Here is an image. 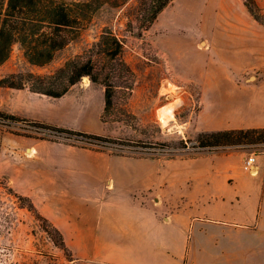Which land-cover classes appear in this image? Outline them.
I'll return each mask as SVG.
<instances>
[{"label": "rangeland", "instance_id": "rangeland-1", "mask_svg": "<svg viewBox=\"0 0 264 264\" xmlns=\"http://www.w3.org/2000/svg\"><path fill=\"white\" fill-rule=\"evenodd\" d=\"M139 1L103 4L48 65H29L17 44L0 65V78L25 72L47 75L109 29L123 40V59L133 72L130 93L116 90L108 113L103 87L87 77L58 99L0 87L2 113L115 141L55 135L29 123L0 121L5 172H0V264H71V251L57 245L53 222L59 210L87 206L92 196H147L153 183L179 171L175 164L181 161L236 151L244 169L246 160L255 162L264 154L192 147L202 131L264 126V26L249 15L242 0H173L142 30L136 21ZM174 101L173 120L162 124L158 110ZM37 144L29 155L30 145ZM26 199L35 212L27 209Z\"/></svg>", "mask_w": 264, "mask_h": 264}, {"label": "crops", "instance_id": "crops-1", "mask_svg": "<svg viewBox=\"0 0 264 264\" xmlns=\"http://www.w3.org/2000/svg\"><path fill=\"white\" fill-rule=\"evenodd\" d=\"M241 159L233 151L181 161L147 196L97 194L49 220L71 264H264V154L254 174Z\"/></svg>", "mask_w": 264, "mask_h": 264}, {"label": "trees", "instance_id": "trees-1", "mask_svg": "<svg viewBox=\"0 0 264 264\" xmlns=\"http://www.w3.org/2000/svg\"><path fill=\"white\" fill-rule=\"evenodd\" d=\"M125 1L0 0V65L9 58L15 44L20 47L29 65L35 67L48 65L58 51L79 35L91 16L103 4L113 3L119 6ZM172 1L140 0L136 18L139 27L142 30L148 29L158 14ZM242 1L249 15L264 26V13L257 2ZM130 25L127 24V27ZM123 49V40L109 29H105L89 48L67 59L61 67L51 73L10 74L0 78V87L27 90L32 94L58 99L82 78L87 77L92 83L103 87L104 113H108L114 106L115 91L119 89L129 94L132 89L133 72L123 59ZM5 120L29 123L37 130L55 135H80L97 141L115 142L0 112V121ZM192 147L197 150L253 149L256 154L264 153V127L202 131L197 134ZM15 197L18 200L24 199L21 196ZM27 209L31 212L36 211L29 200ZM53 229L58 235V247L65 249L62 235L55 227Z\"/></svg>", "mask_w": 264, "mask_h": 264}, {"label": "bare ground", "instance_id": "bare-ground-1", "mask_svg": "<svg viewBox=\"0 0 264 264\" xmlns=\"http://www.w3.org/2000/svg\"><path fill=\"white\" fill-rule=\"evenodd\" d=\"M171 89H173V88H171ZM176 91L175 92L172 91V92H174V94H176ZM176 101H177V99H176ZM176 101H174L170 104L168 103V105H165L164 107H162L161 109L158 110V118L162 124H167L173 120V111L175 110L176 105H177ZM32 152L33 151L30 150L28 152V154H31Z\"/></svg>", "mask_w": 264, "mask_h": 264}, {"label": "built area", "instance_id": "built-area-1", "mask_svg": "<svg viewBox=\"0 0 264 264\" xmlns=\"http://www.w3.org/2000/svg\"><path fill=\"white\" fill-rule=\"evenodd\" d=\"M244 169L251 173V174H254L255 171H256V168L254 166V158H249L248 160H246L245 164H244Z\"/></svg>", "mask_w": 264, "mask_h": 264}]
</instances>
